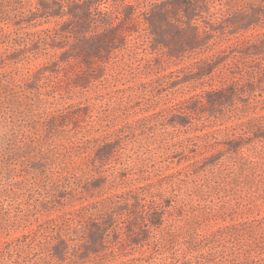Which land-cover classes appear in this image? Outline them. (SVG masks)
I'll list each match as a JSON object with an SVG mask.
<instances>
[{"label": "rangeland", "instance_id": "rangeland-1", "mask_svg": "<svg viewBox=\"0 0 264 264\" xmlns=\"http://www.w3.org/2000/svg\"><path fill=\"white\" fill-rule=\"evenodd\" d=\"M0 264H264V0H0Z\"/></svg>", "mask_w": 264, "mask_h": 264}, {"label": "trees", "instance_id": "trees-1", "mask_svg": "<svg viewBox=\"0 0 264 264\" xmlns=\"http://www.w3.org/2000/svg\"><path fill=\"white\" fill-rule=\"evenodd\" d=\"M153 223V222H152Z\"/></svg>", "mask_w": 264, "mask_h": 264}]
</instances>
